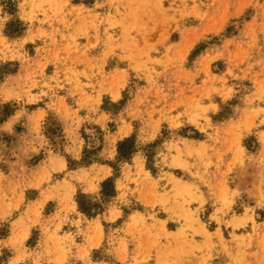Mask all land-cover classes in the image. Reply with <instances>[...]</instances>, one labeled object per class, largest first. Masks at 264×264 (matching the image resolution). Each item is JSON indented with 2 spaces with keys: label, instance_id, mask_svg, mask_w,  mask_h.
Returning <instances> with one entry per match:
<instances>
[{
  "label": "rangeland",
  "instance_id": "rangeland-1",
  "mask_svg": "<svg viewBox=\"0 0 264 264\" xmlns=\"http://www.w3.org/2000/svg\"><path fill=\"white\" fill-rule=\"evenodd\" d=\"M94 7L101 17L86 24L82 10L64 23L54 19L71 15L62 7L29 10L7 0L3 9L13 16L0 8V59L10 61L1 62L0 95L15 100L0 105V120L19 104L28 111L51 102V114L35 112L28 125L0 133V163L6 151L16 152L33 169L29 187L64 195L51 197L59 211L75 209L72 195H148L141 205L145 215L129 217L135 239L147 234V219L157 223L155 207L163 208L164 199L155 195H195L181 181L185 172L201 181L249 177L256 185L252 195H264V132L261 152L250 134L264 126V0H102ZM34 17L35 25L26 23ZM24 28L28 35L17 38ZM88 32L93 40L82 43ZM7 83L12 90L5 94ZM36 144L40 152L30 158ZM65 157H76L75 171L60 168ZM100 162L108 164L106 179ZM221 191L228 195L226 186ZM117 198L86 203L85 210H115ZM6 200L0 193V209ZM57 217L55 231L64 221ZM49 242L37 259L60 261L74 250L78 261H88L81 264H105L90 260L89 247L68 238Z\"/></svg>",
  "mask_w": 264,
  "mask_h": 264
},
{
  "label": "crops",
  "instance_id": "crops-1",
  "mask_svg": "<svg viewBox=\"0 0 264 264\" xmlns=\"http://www.w3.org/2000/svg\"><path fill=\"white\" fill-rule=\"evenodd\" d=\"M6 1L0 0L2 13L13 16V12L3 9ZM101 1L17 0V5L22 4L29 10L32 7L53 6L68 9L70 16H54L58 22L65 20L64 23L66 20L70 22L73 19V13L77 10H82L87 16H83L80 22L86 24L93 15L101 17L102 12L94 7L95 3ZM35 17L39 19L38 14ZM36 18L35 20L27 18L25 21L27 24L35 25ZM24 32L28 35L29 31L24 28L16 37L18 38ZM31 33L33 32L29 34ZM7 38L11 37L7 36ZM84 40H93L91 32L81 39L82 43ZM90 55L91 52H89V59ZM1 62L10 61L0 59V66ZM8 89L7 83L5 94H8ZM86 94H90L89 89ZM54 100L61 101L57 98ZM13 101L15 100L11 97L3 98V95H0V105L2 103L12 104ZM64 101L69 106L66 98ZM49 103L51 104L50 101L44 99L42 104L37 103V106L28 111H21L19 104V108L7 113L0 120V133L9 134L20 123L28 125L29 121L34 118L35 112L43 110L44 116L51 114H47L51 110ZM83 112L87 113L86 110ZM61 118L59 117V120ZM87 129V127L84 128V130ZM261 132H264V126L250 131L254 138L251 139L252 147L257 152H261L259 150ZM34 147L36 151L31 150L28 155L30 158L40 152L37 144ZM5 153L6 160L0 163V185L2 186L0 193L7 195L4 207L0 209V256L3 255L0 264H81V262H88L87 260L78 261L74 250L66 252L67 257L59 259L60 261L55 260L51 255L46 260L37 259V254L48 248L50 237L68 238L70 243L85 245L89 247L90 260L105 264H264V195H252L256 193V185L249 177L229 183L227 178L224 181L222 177L201 181L197 178H188L189 173L185 172L187 176L181 178V181L190 185L195 195H155L162 196L164 199L163 208L155 207L158 209L155 214L157 223L148 222L149 219H147V224L142 225L147 234H144L142 239H135V233H129L135 231V226L129 223V217L138 213L145 215L141 205L148 195H87L83 193L84 195H72L75 197L76 205L73 211L70 209L59 211L60 207L52 201L51 197L56 196L59 199L64 195H40L36 186L29 187V174H32L33 169L15 158L16 152L7 153L6 151ZM72 159L67 160L65 157L63 161L65 163L63 165L61 161L60 168L75 171L77 162ZM87 165L90 166L91 163ZM98 165L100 168L98 171H104L106 179L108 175L105 168L108 164L100 162ZM33 166L35 168L37 163ZM223 172L221 170L219 174ZM222 185L226 186L228 195H221ZM13 186H18V188L12 191ZM236 191L237 195H235ZM104 197H109V199L119 197L121 201L119 204L115 202V210L107 209V207L98 208V213L91 208L85 210L86 203H98ZM79 199L82 200L84 208L79 204ZM123 199L129 200V205L123 204ZM110 201L106 202L107 206ZM39 202L41 205L35 208ZM130 206L135 208H129ZM38 211L41 212L38 213ZM57 215L64 221L60 229L55 231L54 227L58 223ZM97 216L99 219H96ZM52 217L53 220L49 219ZM85 219L94 220V227L91 224L88 225ZM79 220L80 223H78ZM157 231L159 234L156 233ZM123 241L127 243L124 248L121 247ZM92 244L96 245L92 246ZM16 247L20 251L16 250ZM22 247L29 248V251L26 250L25 255L18 259L23 252Z\"/></svg>",
  "mask_w": 264,
  "mask_h": 264
},
{
  "label": "bare ground",
  "instance_id": "bare-ground-1",
  "mask_svg": "<svg viewBox=\"0 0 264 264\" xmlns=\"http://www.w3.org/2000/svg\"><path fill=\"white\" fill-rule=\"evenodd\" d=\"M150 35H151V34H150ZM156 39H157V38H156ZM119 135H120V134L115 135L114 138H113V140H116L117 137H119Z\"/></svg>",
  "mask_w": 264,
  "mask_h": 264
}]
</instances>
